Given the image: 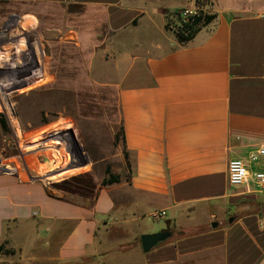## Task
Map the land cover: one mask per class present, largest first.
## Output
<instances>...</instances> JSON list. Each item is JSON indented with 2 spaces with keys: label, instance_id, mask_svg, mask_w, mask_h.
<instances>
[{
  "label": "crops",
  "instance_id": "0c3cea01",
  "mask_svg": "<svg viewBox=\"0 0 264 264\" xmlns=\"http://www.w3.org/2000/svg\"><path fill=\"white\" fill-rule=\"evenodd\" d=\"M173 1L0 0L1 20L41 21L52 45L77 49L60 61L109 67L120 112L89 139L95 180L119 176L92 197L0 173V246L14 251L0 264H264V192L228 178L229 161L264 142V0H201L217 17L187 44L171 18L197 0ZM161 211L175 236L144 252L132 223Z\"/></svg>",
  "mask_w": 264,
  "mask_h": 264
},
{
  "label": "rangeland",
  "instance_id": "374dc122",
  "mask_svg": "<svg viewBox=\"0 0 264 264\" xmlns=\"http://www.w3.org/2000/svg\"><path fill=\"white\" fill-rule=\"evenodd\" d=\"M173 3L180 4L181 0ZM171 21L176 26L180 23L177 15ZM47 32L41 21L20 23L15 15L0 19V173L8 171L23 179H35L63 196L92 197L109 174L95 180L96 175L89 172V139L93 131L107 138L111 123L120 120L117 88L109 84L114 78L104 63L96 62L98 72L94 73L86 68L84 57L82 62L60 61L62 54L78 57L77 49L52 45ZM120 127L119 122L117 133ZM73 135L87 162L78 153ZM121 144L116 137L106 151L115 153ZM52 152L56 165L50 160ZM62 156H76L77 170L67 173L68 164ZM52 165L55 175L61 173L59 176H47ZM170 219L171 214L158 220L152 215L143 217L132 223L133 232L141 236V231L159 232L168 227ZM169 229L174 234L177 231Z\"/></svg>",
  "mask_w": 264,
  "mask_h": 264
},
{
  "label": "built area",
  "instance_id": "2783aa9c",
  "mask_svg": "<svg viewBox=\"0 0 264 264\" xmlns=\"http://www.w3.org/2000/svg\"><path fill=\"white\" fill-rule=\"evenodd\" d=\"M199 7H185L181 11V17L187 21L190 16L198 13ZM251 163H264V142L251 149L246 158H232L228 164V178L230 185L234 187L245 186L247 190L264 192V168L252 170ZM165 211L152 214L154 219H160L165 215Z\"/></svg>",
  "mask_w": 264,
  "mask_h": 264
},
{
  "label": "trees",
  "instance_id": "16d2710c",
  "mask_svg": "<svg viewBox=\"0 0 264 264\" xmlns=\"http://www.w3.org/2000/svg\"><path fill=\"white\" fill-rule=\"evenodd\" d=\"M201 0H197V6L201 7ZM181 11L175 12V15L178 16L179 24L174 28V31L176 33L177 39L181 44H187L189 41H191L196 34L201 30L202 27L212 22L217 15L216 14H210L205 12L203 9H199L198 13L190 16L187 21L183 20L181 17ZM169 23L167 24V28H169ZM124 136V129L123 126L121 127L120 131L116 134L117 139L120 138L122 140V137ZM73 140L76 143V148L78 150V153L82 157L84 161H88L87 158H85V153L82 151L81 147L77 144V141H75V136L73 135ZM127 151L125 150V156H127ZM107 174H109V177H106L103 179L102 184L107 185L111 184L113 182L119 181V176L112 173L110 168L107 169ZM175 236V234H174ZM165 242V241H164ZM5 250V245L0 246V252ZM6 253L13 254V250L6 249Z\"/></svg>",
  "mask_w": 264,
  "mask_h": 264
},
{
  "label": "water",
  "instance_id": "95a60500",
  "mask_svg": "<svg viewBox=\"0 0 264 264\" xmlns=\"http://www.w3.org/2000/svg\"><path fill=\"white\" fill-rule=\"evenodd\" d=\"M6 171V170H4ZM8 172V171H6ZM217 222L213 223V226H217ZM173 235L170 229H164L155 233L143 234L141 236V245L144 252H149L152 248L161 242L166 241Z\"/></svg>",
  "mask_w": 264,
  "mask_h": 264
}]
</instances>
